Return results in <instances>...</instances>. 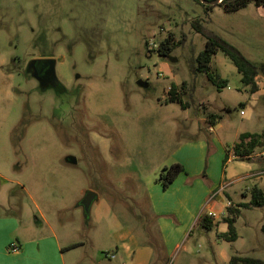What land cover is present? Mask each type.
Returning <instances> with one entry per match:
<instances>
[{
	"label": "rangeland",
	"instance_id": "374dc122",
	"mask_svg": "<svg viewBox=\"0 0 264 264\" xmlns=\"http://www.w3.org/2000/svg\"><path fill=\"white\" fill-rule=\"evenodd\" d=\"M193 19L258 68L255 92L220 51L210 60L226 80L220 90L189 69L206 41L192 29ZM169 35L174 46L161 55L158 43ZM32 60L51 61L50 74L35 78ZM172 84L186 107L166 101ZM211 113L216 127L207 122ZM263 129L264 6L250 2L225 12L215 5L205 11L194 0H0V191L28 207L18 221L22 231L39 207L67 264L113 263L121 243L130 249L128 260L150 249L153 264H227L234 254L264 264V206H239L253 187L264 195V167L254 155L230 158L241 133ZM187 155L190 165L163 187V167L181 165ZM198 159L201 169L192 175ZM209 174L217 184L225 174L220 183L229 184L217 194L239 208L235 240L217 236L227 230L226 210L215 211L211 229L199 223ZM154 185L164 199L166 191L180 199L184 187L192 189L186 210L179 199L173 203L184 222L192 219L172 235L174 248L164 247L153 216ZM86 191L96 195L87 215L80 205ZM59 204L65 210L52 216L50 206Z\"/></svg>",
	"mask_w": 264,
	"mask_h": 264
},
{
	"label": "crops",
	"instance_id": "0c3cea01",
	"mask_svg": "<svg viewBox=\"0 0 264 264\" xmlns=\"http://www.w3.org/2000/svg\"><path fill=\"white\" fill-rule=\"evenodd\" d=\"M175 85V84H174ZM216 127V125H214ZM212 127H208V130L211 131ZM218 141H220L218 139ZM217 142V145L219 144ZM238 141V140H237ZM236 142V141H235ZM233 142V143H235ZM232 143V144H233ZM231 144V145H232ZM190 145V150L193 149ZM230 145V146H231ZM221 147V145H219ZM202 149V153L204 152V146H200ZM218 151V150H217ZM201 153V154H202ZM192 156V154H189ZM187 155L183 158V160H179L181 165L184 167V169H187L188 165H190L191 157ZM230 158L233 157L232 154H230ZM229 158H227L228 160ZM259 163L262 167H264V159L259 160ZM201 169V162L194 166V171L192 172V175H196L199 173ZM262 169V168H261ZM261 171V170H260ZM225 174L221 177L220 182L223 180ZM219 178L212 177L211 174H209V178L207 179V185L208 187L204 189V195L202 198V201L200 202V211L198 213V216L200 218V215H209V213H214V217H210L212 224H217L218 214L215 213V211H223L226 210L227 207L232 206L230 204V201H225L223 197L219 195V193L214 196L209 203L207 202V198L210 195L209 190L212 191L213 194L216 192L220 187H226L229 183H218L217 180ZM17 183L18 182H14ZM263 183V181H262ZM217 185V186H216ZM157 186V187H155ZM217 188H216V187ZM149 187V184H148ZM158 185L151 186L150 192H149V201L153 210V216L157 218V227L158 231L160 233V236L162 239H164V247H167L168 249L174 248L177 243L173 242L172 235L181 234V232H184L186 230V227L191 222V217H188V221L184 222L182 216L184 215V212H180L175 210L176 208L173 206V203L176 204L177 200L179 199V196L173 197L166 195L167 191L164 192V195L168 199L160 198L158 195ZM25 192H27L25 187H22ZM183 192L181 193L182 197L179 199V204H181L183 207H185L186 210V204L191 200V188H183ZM224 190V189H223ZM27 200H33L27 192ZM204 202H207L205 204ZM33 203V202H32ZM163 204L170 205L169 207L163 209L161 206ZM34 207L37 211V215L33 214V222L30 224H26L23 227V231L19 228V219L21 217V214L28 210V207L25 204L18 203L17 205L7 199L4 198L2 195V191H0V264H67L64 256V252H62L63 245L61 246L60 240L52 226V224L47 220L45 214L39 209L38 206L34 204ZM52 208V211L50 214L52 216L58 214L60 211L65 210L64 204L54 205L50 206ZM54 210V211H53ZM186 213H188L186 211ZM161 216L168 217V219H163ZM173 216L175 222H179V224H174L170 221L169 217ZM180 217V218H179ZM223 217V215H222ZM183 221V222H181ZM222 219V218H221ZM47 230V235H42V232L44 230ZM23 232L27 233V237L25 238L22 234ZM221 232H224L222 229ZM11 236L17 237L16 241L18 242L19 250L17 252H9L8 251V245L12 243ZM72 244V243H71ZM69 242L67 244L71 245ZM137 251H133V255L136 254ZM113 256V255H112ZM130 257V249L127 248L123 243L119 244L117 246V250L114 253V259L118 258L113 263L110 264H153V258L151 255L150 249H144L137 257L136 259H133V257L128 260ZM135 257V255H134ZM123 260H126L124 262Z\"/></svg>",
	"mask_w": 264,
	"mask_h": 264
},
{
	"label": "trees",
	"instance_id": "16d2710c",
	"mask_svg": "<svg viewBox=\"0 0 264 264\" xmlns=\"http://www.w3.org/2000/svg\"><path fill=\"white\" fill-rule=\"evenodd\" d=\"M197 4L203 7L205 11H208L214 5H204L200 0H194ZM214 1V0H205ZM250 2H253L256 6H264V0H221L215 6L220 7L225 12L236 11L241 8L246 7ZM191 27L195 32H198L205 36L204 49L197 53L195 58L191 60L189 69L192 72L203 73L207 80L217 89L220 90L222 87L226 86V80L223 79L217 70L212 69L210 66V60L214 54L218 51L222 52L224 56L233 64L236 71L240 74V81L245 86L249 87L250 92H255L257 90V84L255 82V77L258 74V68L252 64L248 59H246L235 47L227 43L225 40L215 35L212 32L206 30V28L201 24L199 19H193L191 22ZM172 38L169 35L158 43L157 51L161 55H167L173 48ZM182 86V85H181ZM168 102H180L181 107H186L187 105L182 103L179 98V92L176 90V86L172 84L166 91ZM216 114L208 115V124L214 125ZM264 148V129L259 133H248L244 132L239 135L238 141L230 146V152L235 158L243 159L249 156L256 150ZM162 173H160L158 180L163 187H166L173 178L183 171L182 165L179 163H174L169 167H163ZM239 206L247 207H262L264 206V195L258 187H253L250 192V199L248 202L241 203ZM226 212L229 215L223 216L222 221L227 225V230L225 232H219L217 236L226 240H235L236 232L233 226L235 218L239 214V208L227 207ZM207 215H201L199 219L200 225L207 229H211L213 224ZM261 230L264 232V222L261 226ZM75 244L69 245L73 247ZM227 264H263V262L258 258H253L244 255H232Z\"/></svg>",
	"mask_w": 264,
	"mask_h": 264
},
{
	"label": "water",
	"instance_id": "95a60500",
	"mask_svg": "<svg viewBox=\"0 0 264 264\" xmlns=\"http://www.w3.org/2000/svg\"><path fill=\"white\" fill-rule=\"evenodd\" d=\"M201 3H203L204 5H216L217 3H219L221 0H214V1H205V0H200ZM38 62H41L39 60H32L29 62L28 64V70H30V68L33 66L34 63H38ZM44 62H48V63H51L52 65V62L49 61V60H45ZM51 72V69L49 71L48 74H50ZM31 74L35 77V78H40L37 74L33 73V71L31 72ZM138 85L142 86V87H146L147 84L145 82H142V81H137ZM66 161L69 162V163H75V160L74 158L72 157H67L66 158ZM96 198V195L95 193L91 192V191H86L83 198L81 199L80 201V205L82 206V209H83V212L85 215L88 214V211H89V206L91 204V202Z\"/></svg>",
	"mask_w": 264,
	"mask_h": 264
},
{
	"label": "built area",
	"instance_id": "2783aa9c",
	"mask_svg": "<svg viewBox=\"0 0 264 264\" xmlns=\"http://www.w3.org/2000/svg\"><path fill=\"white\" fill-rule=\"evenodd\" d=\"M240 114H242V111H241V110H240ZM253 155L256 156V157H260L261 159H264V148L260 149L259 151L255 152L254 154H250L249 156H246V158H249L250 156H253ZM223 188H224V187H220V188L218 189V191L214 192V193L212 194V198L214 197V195L217 194V192H220ZM212 198H208V199H207V202L209 203V201H210ZM207 202H206V203H207ZM208 216H210V217H214L215 214H214V213H209ZM18 250H19V246H18V244L12 242V243H10V244L8 245V251H9V252H17ZM110 257H113V256L110 255Z\"/></svg>",
	"mask_w": 264,
	"mask_h": 264
},
{
	"label": "flooded vegetation",
	"instance_id": "af4514ba",
	"mask_svg": "<svg viewBox=\"0 0 264 264\" xmlns=\"http://www.w3.org/2000/svg\"><path fill=\"white\" fill-rule=\"evenodd\" d=\"M33 69H35L36 74L40 77H46V75L49 73L50 69H51V63L48 62H38V63H34L33 64ZM30 72H32V70H29Z\"/></svg>",
	"mask_w": 264,
	"mask_h": 264
}]
</instances>
